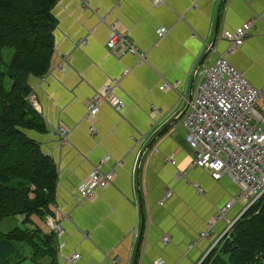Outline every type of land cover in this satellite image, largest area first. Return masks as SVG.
I'll return each instance as SVG.
<instances>
[{
    "label": "crops",
    "instance_id": "1",
    "mask_svg": "<svg viewBox=\"0 0 264 264\" xmlns=\"http://www.w3.org/2000/svg\"><path fill=\"white\" fill-rule=\"evenodd\" d=\"M53 13L51 67L43 77L28 79L45 130L26 132L58 170L51 212L65 231L58 236L57 264H68L63 258L74 253L80 258L72 264H133L141 231L136 264H200L242 215L247 200H235L226 218L214 219L244 186L227 174L216 180L208 169L192 166L183 110L197 92L200 70L221 53L255 87H264V17L233 53L224 35L264 16V0H59ZM113 22L147 53V62L109 52ZM127 68L130 73L123 75ZM113 77L121 78L116 94L125 105L118 110L102 103L92 133L87 105ZM165 80L177 86L160 89ZM153 107L159 112L153 114ZM257 110L264 115V98ZM62 126L69 130L65 141L58 134ZM95 166L115 169L113 182L97 188L93 200H75L77 187ZM34 222L47 230L42 219ZM204 231L210 234L201 237Z\"/></svg>",
    "mask_w": 264,
    "mask_h": 264
},
{
    "label": "trees",
    "instance_id": "2",
    "mask_svg": "<svg viewBox=\"0 0 264 264\" xmlns=\"http://www.w3.org/2000/svg\"><path fill=\"white\" fill-rule=\"evenodd\" d=\"M59 0H0V264H57L52 214L59 175L26 130H45L31 104L29 77H43L55 51ZM14 50L6 62L4 50ZM46 222L45 230L34 217ZM4 219L8 225L1 226ZM23 224L24 226H21ZM29 248H20L21 244ZM45 261V262H44ZM200 264H264V196L252 204Z\"/></svg>",
    "mask_w": 264,
    "mask_h": 264
},
{
    "label": "built area",
    "instance_id": "3",
    "mask_svg": "<svg viewBox=\"0 0 264 264\" xmlns=\"http://www.w3.org/2000/svg\"><path fill=\"white\" fill-rule=\"evenodd\" d=\"M151 1L160 3L162 0ZM263 17V15L254 16L241 26L224 32L229 41V53L235 52L244 44L258 18ZM110 28L106 42L110 53L116 56L131 53L138 57L140 63L148 61L147 53L138 47L127 32L120 30L117 22L111 23ZM162 34L161 31L160 35ZM129 73V68L123 71V75ZM120 82V77L109 78L90 98L85 120L90 123L92 133L96 131L94 120L102 103L108 102L118 110L124 107L123 99L116 94ZM176 86L177 83L165 80L160 85V89H173ZM260 98H264V87H255L243 72L232 64L225 53L219 54L212 64L200 70L197 92L189 101V107L182 120L187 129L186 141L194 150L192 166L208 169L216 180L227 174L244 186L236 198L220 208L215 220L226 218L235 200H247V209L264 196V115L257 110V102ZM28 99L38 109V102L33 92ZM157 112H159L158 108L153 107L152 113ZM58 134L61 140L65 141L69 136V130L65 126L59 127ZM168 160L173 164L176 162L172 156H169ZM115 175V169L103 171L101 166H95L77 187L73 195L75 200L95 199L97 188L109 186ZM182 175V173L178 174L179 177ZM195 186L199 191L202 190L198 184L195 183ZM170 195L169 192L160 200V204H164ZM47 220L58 236L63 234L65 230L61 222L51 215ZM233 223L234 221L225 234ZM209 234V231H204L200 236L205 237ZM169 239L167 235L165 241ZM79 258L80 254L74 253L64 257L63 260L72 264ZM159 264L164 262L159 261Z\"/></svg>",
    "mask_w": 264,
    "mask_h": 264
},
{
    "label": "water",
    "instance_id": "4",
    "mask_svg": "<svg viewBox=\"0 0 264 264\" xmlns=\"http://www.w3.org/2000/svg\"><path fill=\"white\" fill-rule=\"evenodd\" d=\"M192 99V96L190 95L189 96V98H188V100L190 101ZM188 107H189V104L187 103V105L185 106V108H184V110H183V113H186V111H187V109H188ZM182 113V114H183ZM177 119H178V117L177 118H175L174 120H172L162 131H164L165 129H167V128H169V127H171L173 124H175V122L177 121ZM154 141H155V138H153L152 140H150L149 142H148V144L145 146V148H144V150H143V154H145L148 150H149V148L152 146V144L154 143ZM142 154V155H143ZM236 221V220H235ZM234 221V222H235ZM234 224V223H233ZM232 224V225H233ZM141 237H142V231L140 232V237H139V240H138V243H137V247H136V253H135V257H134V262H133V264H136V262H137V255H138V251H139V246H140V242H141Z\"/></svg>",
    "mask_w": 264,
    "mask_h": 264
},
{
    "label": "rangeland",
    "instance_id": "5",
    "mask_svg": "<svg viewBox=\"0 0 264 264\" xmlns=\"http://www.w3.org/2000/svg\"><path fill=\"white\" fill-rule=\"evenodd\" d=\"M3 52H4V55H5L6 62H9L10 59L12 58L14 50L12 48H6ZM35 218L39 220V218L37 216H35ZM3 222L4 223H2L1 226H4L5 224L8 225L9 220L4 219ZM21 226H24V225L21 224ZM20 248L25 250L26 248H29V246L27 244L23 243V244L20 245ZM28 264H32V263L29 261ZM33 264H35V263H33Z\"/></svg>",
    "mask_w": 264,
    "mask_h": 264
}]
</instances>
